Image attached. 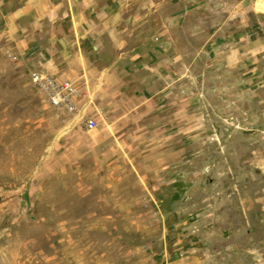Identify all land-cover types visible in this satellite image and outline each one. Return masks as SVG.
<instances>
[{
	"label": "rangeland",
	"instance_id": "rangeland-1",
	"mask_svg": "<svg viewBox=\"0 0 264 264\" xmlns=\"http://www.w3.org/2000/svg\"><path fill=\"white\" fill-rule=\"evenodd\" d=\"M229 1L161 8L185 21L172 128L169 111L98 105L71 78L57 77L75 84L76 111L48 108L29 82L40 48L11 38L3 16L17 0H0V264H264V138L247 121L257 93L186 36L188 23L228 21Z\"/></svg>",
	"mask_w": 264,
	"mask_h": 264
},
{
	"label": "crops",
	"instance_id": "crops-1",
	"mask_svg": "<svg viewBox=\"0 0 264 264\" xmlns=\"http://www.w3.org/2000/svg\"><path fill=\"white\" fill-rule=\"evenodd\" d=\"M167 1L17 0L3 18L11 23L13 40L40 48V71L82 83L98 105L126 101L135 113L148 106L158 114L169 111L171 125L178 126L180 90L186 93L179 84L184 56L179 30L185 21L180 14L164 21L161 8ZM216 2L222 4L205 0L203 5L211 10ZM228 4V21L198 33L188 23L186 36L203 38L207 67L238 76L257 93V110L247 121L252 137L264 138V0ZM152 14L155 21H149ZM190 54L197 56L194 49Z\"/></svg>",
	"mask_w": 264,
	"mask_h": 264
},
{
	"label": "built area",
	"instance_id": "built-area-1",
	"mask_svg": "<svg viewBox=\"0 0 264 264\" xmlns=\"http://www.w3.org/2000/svg\"><path fill=\"white\" fill-rule=\"evenodd\" d=\"M29 82L42 96L48 108L64 114H73L78 95L75 84L69 79H58L54 75L34 71L29 75ZM85 126L94 129L97 123L90 118Z\"/></svg>",
	"mask_w": 264,
	"mask_h": 264
}]
</instances>
